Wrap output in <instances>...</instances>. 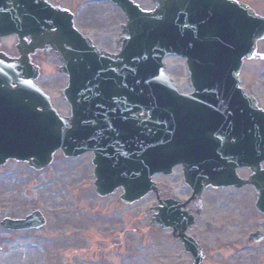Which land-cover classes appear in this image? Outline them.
Returning <instances> with one entry per match:
<instances>
[{
	"label": "water",
	"instance_id": "obj_1",
	"mask_svg": "<svg viewBox=\"0 0 264 264\" xmlns=\"http://www.w3.org/2000/svg\"><path fill=\"white\" fill-rule=\"evenodd\" d=\"M107 1L126 20L119 56L97 51L73 29L68 12L43 0H0V38L16 36L19 56L0 54V166L14 159L39 171L59 149L66 158L93 151L96 194L121 188L119 201L129 205L154 191V174L170 175L181 166L195 195L208 186L254 187L256 210L264 214V112L238 88L242 61L264 39V19L231 0H152V12L130 0ZM36 52L62 63L70 118L56 114L34 87L38 70L30 57ZM167 55L187 60L191 97L180 96L164 78ZM244 167L253 172L246 182L236 175ZM162 205L152 226L185 232L192 225L176 205ZM0 225L9 231L46 228L36 211ZM261 235L250 240L261 241ZM177 238L200 264L196 244L183 234Z\"/></svg>",
	"mask_w": 264,
	"mask_h": 264
},
{
	"label": "rangeland",
	"instance_id": "obj_2",
	"mask_svg": "<svg viewBox=\"0 0 264 264\" xmlns=\"http://www.w3.org/2000/svg\"><path fill=\"white\" fill-rule=\"evenodd\" d=\"M45 1L71 12L76 29L100 51L118 53L125 20L114 5L95 0ZM131 1L144 11L154 9L151 0ZM237 1L264 16V0ZM0 43L1 51L15 54V38ZM257 53L264 57V42ZM34 60L40 68L38 85L49 94L59 114L67 115L68 107L59 97L66 80L57 71L58 60L41 55ZM164 63L178 89L191 93L184 61L167 57ZM242 78L264 110V62L246 63ZM91 160L90 154L65 159L57 152L52 165L41 171L14 161L0 168V221L20 220L37 210L47 222L42 232L10 233L0 227V264H192L171 231L150 227L155 214L150 209L158 206V199L171 196L183 204L188 202L182 211L194 217L195 223L187 236L202 249V264H264V242L253 245L247 240L255 230L264 231V218L254 209L251 189L206 192L199 206V202L189 201V188L188 198L176 195L181 176L174 171L170 177H154L158 199L149 194L134 205H122L117 202L120 191L103 199L96 197ZM246 172L239 171V176L246 178Z\"/></svg>",
	"mask_w": 264,
	"mask_h": 264
},
{
	"label": "flooded vegetation",
	"instance_id": "obj_3",
	"mask_svg": "<svg viewBox=\"0 0 264 264\" xmlns=\"http://www.w3.org/2000/svg\"><path fill=\"white\" fill-rule=\"evenodd\" d=\"M246 64V63H245ZM264 167V166H263ZM175 171H177V172H180L181 173V171H180V169L179 168H177V169H175ZM174 173V172H173ZM247 173V177L250 175V172H246ZM176 183H178V181L177 182H175V184ZM181 184V185H180ZM179 186H181V188H180V190H178V193L176 194V195H178L180 198H183V197H185V198H188V192H189V189L187 188V187H185L184 185H183V183H182V178L180 177V181H179ZM249 189H251V192H252V194L253 195H255V193H254V190L252 189V188H249ZM219 191H223V190H212V189H206L203 193H202V195L200 196V200L199 201H197V202H199V206H201V200H202V198H203V195L206 193V192H211L212 194H214V193H217V192H219ZM225 191H235V190H232V189H227V190H225ZM192 193V192H191ZM173 195L174 194V192L173 191H171L170 192V195ZM156 197V196H155ZM193 197V195H191L190 196V199H189V201H191V202H193L194 201V199L192 198ZM176 199L178 198L177 196L175 197ZM155 199H157V197L155 198ZM163 200H166V199H174V197H168V198H166V197H164V198H162ZM176 199H174L175 201H177ZM179 202V201H178ZM179 203H181V202H179ZM188 203V202H187ZM187 203H185V206H187L188 204ZM181 204H183V203H181ZM201 252H202V250H201Z\"/></svg>",
	"mask_w": 264,
	"mask_h": 264
}]
</instances>
